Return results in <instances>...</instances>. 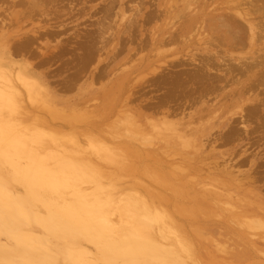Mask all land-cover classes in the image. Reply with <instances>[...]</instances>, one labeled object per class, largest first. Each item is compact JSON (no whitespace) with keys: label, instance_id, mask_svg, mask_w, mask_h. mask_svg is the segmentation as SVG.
Returning a JSON list of instances; mask_svg holds the SVG:
<instances>
[{"label":"rangeland","instance_id":"374dc122","mask_svg":"<svg viewBox=\"0 0 264 264\" xmlns=\"http://www.w3.org/2000/svg\"><path fill=\"white\" fill-rule=\"evenodd\" d=\"M44 1L0 0V81L7 83L4 94L13 110L0 106V118L16 122L20 127L49 130L62 138L61 143L68 147H72L71 141L74 140L80 141L84 148L90 140L94 143L103 141L112 147L116 154L114 163L98 161L102 170L98 180L111 185L115 191H138L166 214V223L171 228L164 223L166 230L169 228V239L163 243L168 249L166 255L138 254L133 257L135 264H158L156 258L161 257H164L162 262L166 258L168 262L173 260L172 264H264V228L251 229L244 224L248 219L264 221V107L260 104L264 103V84L259 86V81L264 78V66L254 69L255 77L250 81H253L252 90L246 93H258L259 101L257 99L250 105L253 116L246 113L247 106L243 104L247 95L238 94L241 85L236 84V78L241 83L245 81L241 73L234 72L232 82H235L225 83L226 86L221 83L215 93L202 97L192 107L187 106V92L182 89L187 84V77L185 81L181 79L183 76L179 77L180 80L172 77L171 80H178L175 83H186L182 86L177 84L179 88L174 86L177 90L174 98H169L167 104H160L168 92L165 81H169L176 70L174 72L167 67L163 68L166 72L154 70L166 77L164 81L162 76L151 75L153 66L158 68L166 61L178 59L179 54L181 57L190 49L198 59L196 62L208 57L205 52L197 51L195 46L214 37L208 30L209 24L204 28V24H197L201 30H192L191 33H197H193L195 36L186 50L178 41L160 43L155 39L164 30L173 31L180 13L188 11V8L212 11L220 8V4L221 7L226 6V0ZM170 1L175 5L168 4ZM240 1L229 0L232 5L237 2L232 10H251L249 21H254L253 24L261 21L259 24L262 25L264 15L261 17L260 13ZM167 7L171 13L168 18L161 16L160 19L142 22L150 10L157 12L158 8L167 10ZM102 8L107 9L106 15ZM135 9H141V18ZM129 23L134 24L131 27ZM104 26H107L106 32ZM150 35L152 37L149 38ZM199 37H203L202 41L198 40ZM22 38L26 46L21 49L24 42L20 44L18 41H23ZM103 40L108 42L105 44ZM251 40L245 37L243 41L247 45L242 43L247 48L243 49L245 46L241 43L238 49L235 47L228 53L234 58L262 56L264 40ZM13 41V45L20 44L18 51L16 45L12 48ZM120 46H123L122 50ZM211 47L215 52H224H221L224 47ZM92 55L95 59L97 57V61ZM259 59L256 61L260 62ZM188 69L193 70L191 66ZM154 76L158 84L154 79L152 81ZM254 82L259 84L254 85ZM173 83H170L172 87ZM196 84L192 91L195 88L197 92L199 85L195 87ZM190 99L193 100L192 96ZM180 103L187 105L181 107ZM171 104L178 109L174 106L173 109ZM86 151L88 154H83L85 157L82 158L96 160L88 149ZM0 186L12 198H24V208L30 215L29 220L24 216L12 218L0 205V264H78L70 259L71 253L86 251L90 256L99 255V249L79 236L70 222L64 219L66 214L72 220L75 217L58 209L57 197L49 190H41L35 197L31 196L19 175L2 163ZM1 203L6 204V200ZM106 208L112 211L113 205ZM36 217L44 219V225L38 223ZM72 222L76 223L75 220ZM121 259L116 256L112 264L121 262Z\"/></svg>","mask_w":264,"mask_h":264},{"label":"bare ground","instance_id":"6f19581e","mask_svg":"<svg viewBox=\"0 0 264 264\" xmlns=\"http://www.w3.org/2000/svg\"><path fill=\"white\" fill-rule=\"evenodd\" d=\"M49 1H51V0H48V2ZM175 1L176 0H174V2ZM226 1H224L226 6L221 7L222 4H220V6H219L220 8H214V9H212V11H206L207 9L206 10H204V9L200 10L197 8L196 9H189L188 8V11L185 10L186 12L184 11V13H182V14L180 13L179 17L177 16L178 21L176 22L177 24L174 25L175 28L173 29V31H169V29L164 30V31H162V33L160 34V36L158 38H156V39L154 38L156 42H160V43L178 41V43L184 47L183 49H185L192 43L191 39H193V37L197 33V32L196 33L193 32L195 34L191 33L192 30L193 29L201 30V28L199 29V27H201V26H197V24H199V25L204 24L203 28L205 27V25L209 24L210 29H208V30H210L212 35L214 36V37H212V35H211L212 38L206 39L208 41L210 40L209 42L205 41V43H203V44H201L202 43L201 42L200 44L195 46V49H197V51L199 50L202 53L205 52V54L208 55V57H204L203 59H199L198 62H196L198 59L194 58V55L190 49L189 51H186V53L181 55V57L179 54L178 59L177 58L173 59L172 58L173 56H172L171 57L173 59L172 61H166L167 60L166 59L165 60L166 62L163 65H162L163 62L161 63L162 66H157L158 68H155L153 66V71L156 70L157 72H158V70L163 71L164 70L163 68H165V67L171 68V69H173V71L176 70V72L174 71L175 74L172 71V73L174 75H172L170 72V74H171L170 80H169L168 76L166 75L168 80H169V81H165L168 84V92L166 91V96L164 99L165 101L164 100L161 101L163 98H161V100L159 99L160 104H162V102H165V104H167L168 100H170L169 98H171V99L174 98L175 90H176V88L174 89V86L178 87V86L183 85L184 82L182 83V81H180V83H182V85H181L179 83H175L176 80L175 81L171 80V78L172 77L174 78L175 76H176V79L178 77V80H180L179 79L180 76H183V78L180 77L182 80H184V78L187 77L186 78L187 84L184 88L182 87V89L183 90L185 89V91L187 92V94H186L187 96H185V99L187 98L186 102L188 103V105H187V103L185 105H187V106H191V105L195 104L196 102L201 101L202 97H206L207 95H210V93L211 94L215 93V91L217 89H219L218 87L221 83H223V85H225V83L229 84L230 82H232V80H233L232 78L235 74L234 72L241 73L245 76V81H243L241 79L243 81L242 83L240 82L239 79L236 78V84L241 85L240 90L238 91V94L243 95V94L249 93L250 90H252L253 81H252V83L250 81L253 79V77H255L254 73H255L256 67L264 66V54L262 56H258V57L250 56V58L253 59V60H251L247 57H241V56L238 58H234L233 56H231L230 53H228V50L231 51L233 48H235V47L237 48V46H239L242 43V41H243V39H245V37H248L250 40L251 39H257V40H260L263 42V40H264V27L262 25L264 23H262V25H260L259 24L261 22L260 21L258 24H256V23L253 24L254 21H253V23L251 21H249L251 15H252V13H250L251 10L248 11V9H246L245 11H239L240 9H237V8H236L237 10H232L233 6H235L237 4V2H233L235 4L232 5L229 2V0H226ZM230 1L232 2L233 0H230ZM238 1H240V0H238ZM140 2L142 3V1H140ZM168 2H169V0H168ZM186 2H187V5H189V6L191 5V4H189V1H186ZM240 2H242L244 5L248 4L249 7H252L251 8L252 10L254 9L253 10L254 12L260 13L261 17L264 15V11H262L263 13L260 11L261 9L264 10V0H241ZM43 3H45V1ZM141 3H139V4H141ZM168 4L171 5L172 4L171 1ZM170 5H169V7H170ZM110 6H112V5H110ZM217 6H218V4H217ZM238 6H236V7H238ZM240 6H241V4H240ZM169 7H167V10H160L158 8L157 12H153L150 10L149 13H147L146 15L144 14L145 16H143L142 22L154 20L155 18L160 19L161 16L163 18H165V17L168 18L167 15L171 14L170 10L168 9ZM202 7H203V5H202ZM209 7H210V5H209ZM241 7H238V8H241ZM164 9H165V7H164ZM171 9H172V6H171ZM243 9H245V7ZM105 10H107V9H105ZM179 10H177V11H179ZM135 11H136L135 13H137V15H139V17L141 18L143 15V12H140L141 9H137V10L135 9ZM154 11H155V9H154ZM102 13L104 14V12H102ZM135 13H133V14H135ZM173 13H174V10H173ZM177 14H179V12ZM105 15H106V11H105ZM260 15L258 17H260ZM106 17H103L104 20ZM173 17H171V18H173ZM169 19H166V20H168L170 22L171 20H169ZM164 22L166 23V21H164ZM131 23H132V21H131ZM131 23H129V25ZM134 23H136V22H134ZM133 24H131V27ZM172 24H175V23H172ZM98 25L100 26V24H98ZM135 25H137V24H135ZM165 25L166 24H164V26ZM214 26H215V28H214ZM106 28H107V26H106ZM106 28H105V26L103 27V29H105V32H106ZM135 28H137V27H135ZM98 29L99 28H97V30ZM128 29L130 30V27ZM99 31H102V30H99ZM125 33H127V31ZM152 34H156V32L152 33ZM198 34H200L199 31H198ZM207 35L210 36L209 34H207ZM204 36H205V34H204ZM128 37H130V36H128ZM150 37H152V36L150 35L149 38ZM23 38H22L23 41H18V42L19 43L24 42ZM201 38H203V37H201ZM201 38L199 37L198 40H200ZM29 39H30V37H29ZM104 39L106 40L107 38H104ZM105 40H103V42L106 44L108 42V40H107V42ZM196 41L197 40H195V42ZM200 41H202V40H200ZM254 41H256V40H254ZM244 42L245 41H243V43ZM246 42H247V39H246ZM13 43H14V41L12 42V45H13ZM25 43L26 42H24L23 45L18 44V46L20 45L21 46L20 48L22 49V46H23V48L26 46ZM28 43L30 44V42H28ZM145 43H143V44H145ZM243 43H242V45H243ZM15 45H13L12 48L16 47L15 49L18 51L19 47L17 45L15 46ZM246 45H247V43H246ZM246 45H243V46H245V47H243V49L247 48ZM123 46H125V45H123ZM211 46H213L216 49L218 46L224 47V50H221V52L224 51L223 54L219 53V52H215ZM248 46H249V43H248ZM103 47H105V46H103ZM122 47L120 46V49ZM187 49H189V48H187ZM12 50H14V49H12ZM234 51L238 52L235 49H234ZM89 52H91V51H89ZM94 52L97 53L96 50ZM15 53L17 54L16 51H15ZM226 53H228V54L226 55ZM88 54H90V53H88ZM13 55H15V54L13 53ZM93 56L94 55H92L91 57H93ZM91 57H90V60H92ZM98 57H100V55ZM257 58H260L259 59L260 62L256 61ZM94 59H95V56H94ZM96 59H97V57H96ZM190 66H191V68H193V70L191 69L192 71H190V69H188V68H190ZM179 68H182V69H179ZM156 71L151 73V75L156 74L157 76L161 77L162 76L161 73L159 72V75H158L156 73ZM262 71H261V73H262ZM162 74H163V72H162ZM257 75H259V73ZM260 75H262V74H260ZM155 76L152 78V81L155 80ZM237 76H238V74H236V77ZM150 77H149V79H150ZM160 77H158V78L160 79ZM262 77H263V75H262ZM165 78L162 76L161 79L163 80ZM258 78H256V79H258ZM156 79H157V77H156ZM161 79H160V81H161ZM263 79H262V82L259 81L260 79L258 80L260 82V84L258 83L259 86L264 84ZM170 81L175 83V85L173 83V87L171 86L170 83H172V82H170ZM233 82H235V81H233ZM158 83L159 82L156 81V84H158ZM161 83H162V81L160 82V84ZM196 83H199L198 84L199 88H196V89H198L197 92L194 90L195 88L192 91V87ZM6 84H4L3 82L0 81V106L3 108L9 109L10 111H13L11 109L8 101H7L8 99H6V97H5L6 95L4 94V92L7 89ZM177 84H178V86H177ZM256 84L254 82V85H256ZM198 85L196 84L195 87H197ZM223 85H221V86L223 87ZM164 86L167 87V85H164ZM166 87H165V89H166ZM180 89L178 91L182 92L183 90H180ZM185 91H183V92H185ZM191 91H192V93H191ZM176 92H177V90H176ZM263 92H264V89H263ZM195 93L199 94V96L194 97V96H196V95H194ZM252 93H253V91H252ZM180 94L183 95L184 93H180ZM228 94L225 93V95H228ZM257 94H255V92H254V94H251V95L246 94L247 96H245V98L243 99V104L245 103L247 106L246 108H245V106H243L247 110L246 113L249 115H252V116H253V111H252L250 105H251V103L256 102V100L258 99ZM191 96H192V99H193V97L195 99L191 100L190 99ZM262 99H263V97H262ZM171 101L173 103L174 100H171ZM258 101H259V99H258ZM258 101L256 104H258ZM183 102H184V100H183ZM203 102H204V100H203ZM169 103H171V102H169ZM151 104H153V103H151ZM177 104L179 105V102H176V105ZM260 104H262L264 107L263 101ZM185 105L183 104L181 107H183ZM222 105H224V104H222ZM253 105H252V107H253ZM173 106H174V104L172 105V107ZM255 106H257V105H255ZM12 107H14V106H12ZM153 107L154 106H152V108ZM174 107H177V106H174ZM174 107H173V109H175ZM241 107H242V105H241ZM256 108L258 109L259 107H256ZM177 109H178V107H177ZM210 110H209V112H210ZM257 112H259V111H257ZM174 113H176V112H174ZM240 117L242 119V116H240ZM212 118H213V116H212ZM250 118H252V117L250 116ZM240 121H243V120H240ZM15 123H11L10 120H4V119L0 118V163L7 165L12 173L19 175L21 182L23 183V186L27 189V192H29L31 194V196L35 197L39 193V191H41V190L42 191L49 190L50 193L55 195L57 197L56 203L58 204V209H62L64 211L68 212V214H70L72 218L75 217L72 220L71 218L68 217L67 214H66V217L64 216V219L66 221L70 222L72 229L79 236L86 239L87 242L93 243V245H95L99 249L98 250L99 255H95V256H90V254L87 253L86 251H84L80 254L71 253L70 259L72 261L77 262L78 264H112V262H113L112 260H114L117 256L119 258H122L121 262L119 261L117 264H135L133 262V257L138 255V254L139 255L143 254V255L149 256L151 253H153V254L154 253H163L166 255V253L168 252V249L166 250V244H163V243H164V241H166V238L169 239L168 238L169 235H168L167 230H169V228H170L168 223H166V218H167L166 214L163 213V211L159 207L154 205L152 202H150L144 196L140 195L138 191L132 190V189L115 191V189L113 190L111 185H108L107 183L104 184L103 182L98 180V178L102 174L101 173L102 170L99 167L98 161L100 163L104 162L105 164L111 163L112 165L114 163V158H115L116 154H115V152H113L114 150L112 149L111 146H109L108 144L105 145L106 143H104L103 141H102V143L96 142V141H95L96 143H94L92 140H90L89 145L84 148L82 146V144L79 143L80 141L78 142V141L74 140V141H71L72 147L71 146L68 147L66 144L61 143L62 138L51 134L49 132V130H46L43 128H37V129L32 128V129H30L28 127H20V126H17ZM233 126H235V125H233ZM125 130H124V132L127 133L128 130L127 131H125ZM126 136H123V137L127 138ZM143 139H144V136H143ZM108 146L111 148H109ZM87 149L90 151V154H92L93 158L96 160L89 159L90 158L89 155H88L89 158L87 157V154H88V151H86ZM85 153H87L86 154V157L88 158L87 160L82 158V157H85V155H83ZM119 157H121V156H119ZM122 157H123V155H122ZM115 162H117V161H115ZM92 179H95V180H92ZM2 200H6V204L1 203ZM0 205L2 206V209L6 212V214L12 218L24 216L28 220L30 219V215L28 213V210H26L24 208V206H26V202H25L24 198L23 199L12 198L10 196V194H8L6 189H4V187H2V186H0ZM109 205H110V207L113 205L112 211L107 210L106 207H108ZM112 216L114 217L115 220H113ZM247 218L248 217H246V220H247ZM249 218L251 219V217H249ZM255 219L256 220L252 219L250 221L248 219L244 224L247 225V228L263 229L264 228V221H262L263 219L262 220L257 219V218H255ZM74 220L76 221V223L72 222ZM244 220H245V218H244ZM244 220H242V222ZM36 221L42 225H44V223H45V220L42 219L41 217H36ZM236 222L239 223L237 220H236ZM164 223L166 225H168V227H169L167 230H166L167 227H165ZM238 225H240V224H238ZM245 228H246V226H245ZM246 230H248V229H246ZM172 233H173V231H172ZM19 238H20V236H19ZM24 238L27 240L28 237L25 236ZM29 240H30V238H29ZM179 240H178V243H181V241L179 242ZM170 257H171V255H170ZM170 257H168V258H170ZM162 258H164V257L156 258V260L159 261V263H161L163 260ZM170 261H171V259H170ZM172 262H173V260H172ZM172 262H168L167 258H166V260H164L161 264H172Z\"/></svg>","mask_w":264,"mask_h":264}]
</instances>
